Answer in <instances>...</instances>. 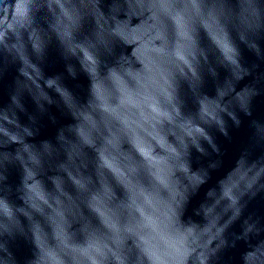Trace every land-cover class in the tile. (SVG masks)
Masks as SVG:
<instances>
[{"label": "water", "instance_id": "obj_1", "mask_svg": "<svg viewBox=\"0 0 264 264\" xmlns=\"http://www.w3.org/2000/svg\"><path fill=\"white\" fill-rule=\"evenodd\" d=\"M0 32V264H264V0H0Z\"/></svg>", "mask_w": 264, "mask_h": 264}, {"label": "snow or ice", "instance_id": "obj_2", "mask_svg": "<svg viewBox=\"0 0 264 264\" xmlns=\"http://www.w3.org/2000/svg\"><path fill=\"white\" fill-rule=\"evenodd\" d=\"M25 2V0H21V3L23 4ZM18 12L21 16L24 15L23 13V9H18ZM6 39V37L3 35L2 32H0V47H3V43H4V40ZM4 210V204L2 201H0V212H3Z\"/></svg>", "mask_w": 264, "mask_h": 264}]
</instances>
